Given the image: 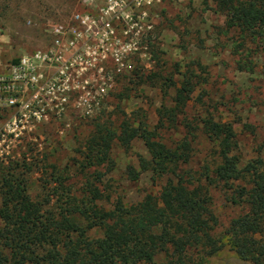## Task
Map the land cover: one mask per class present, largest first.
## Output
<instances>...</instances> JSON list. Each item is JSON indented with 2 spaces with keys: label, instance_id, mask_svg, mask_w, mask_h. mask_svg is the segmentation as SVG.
I'll use <instances>...</instances> for the list:
<instances>
[{
  "label": "trees",
  "instance_id": "obj_1",
  "mask_svg": "<svg viewBox=\"0 0 264 264\" xmlns=\"http://www.w3.org/2000/svg\"><path fill=\"white\" fill-rule=\"evenodd\" d=\"M209 2L229 18L238 68L252 71L250 43L264 37V0H202ZM146 41L160 60L157 44ZM181 75L177 85L173 73L164 76L160 69L146 70L140 62L128 76L111 69L108 78L125 84L121 97L149 84L156 85L163 97L173 88L172 104L158 109L152 129L139 114L123 113L119 122L110 116L94 118L78 149L76 169L83 181L77 192L65 185L68 176L50 165V173L45 166L40 171L52 178L40 182L42 192L33 198L29 176L38 171V162H27L23 156L0 163V264H207L223 246L214 234L217 217L211 186L239 207L221 234L227 236L224 243L242 261L264 264V161L242 160L231 122L217 120L209 111L188 116V103L206 79L191 66ZM201 99L200 94L196 100ZM168 127L177 128L180 137L165 140L160 130ZM243 128L254 132L250 124ZM199 134L214 147L212 160L196 169L193 142ZM135 139L143 141L149 157L138 156L140 169L127 167L129 178L136 180L141 172L151 171L155 179L166 177L165 182L158 195L147 193L136 203L118 198L106 206L110 195L102 181L114 169L113 145L128 150Z\"/></svg>",
  "mask_w": 264,
  "mask_h": 264
},
{
  "label": "rangeland",
  "instance_id": "obj_2",
  "mask_svg": "<svg viewBox=\"0 0 264 264\" xmlns=\"http://www.w3.org/2000/svg\"><path fill=\"white\" fill-rule=\"evenodd\" d=\"M76 14L92 21L90 28L77 22L71 24L70 29L86 33L85 39L75 40L70 30L64 38L62 63L69 66V72L52 82L67 88L40 91L36 97L25 93L16 98L15 104L8 103L7 95L0 92V163L23 156L27 162H38V171L29 176L33 198L42 192L40 182L52 178L41 174L43 166L50 173L53 169L49 166L55 165L56 171L68 176L65 185L71 191L79 190L83 179L76 169L78 149L94 118L110 116L119 122L123 113L131 117L139 114L152 129L158 122V109L163 104L171 106L173 88L163 97L156 85L142 84L128 97H121L125 84L118 83L115 77L106 84L104 92L93 89L92 83V95L78 87L93 81L102 69L109 72L116 68V72L118 69L121 75L128 76L138 62L146 70L160 69L164 76L173 73L177 85L188 67L195 69L206 80L197 85L188 103V116L196 118L209 111L215 119L231 122L242 160L260 157L264 161V37L250 43L248 59L253 70H240L232 48L233 34L228 31L229 18L211 2L205 5L202 0H0V77L8 75L14 59L51 45L54 35L49 24L58 20L71 23ZM147 39L157 44L160 60L146 46ZM120 51H127L123 65L115 61ZM129 64L130 68L126 66ZM200 94L202 99L197 101ZM244 124L252 125L254 132L244 129ZM160 132L165 140L180 137L177 128L168 127ZM198 136L193 142L192 165L196 169L212 160L214 147L207 137ZM111 155L114 169L102 181L110 195L104 202L106 206L118 198L136 203L147 193L159 194L166 177L155 179L151 171H143L132 180L127 173L129 165L140 169L139 155L149 157L141 139L133 140L128 150L115 143ZM210 194L217 217L214 234L223 246L209 257L207 264H251L239 259L224 243L227 236L221 235L239 207L227 202L223 192L214 186Z\"/></svg>",
  "mask_w": 264,
  "mask_h": 264
},
{
  "label": "built area",
  "instance_id": "obj_3",
  "mask_svg": "<svg viewBox=\"0 0 264 264\" xmlns=\"http://www.w3.org/2000/svg\"><path fill=\"white\" fill-rule=\"evenodd\" d=\"M92 21L88 16L81 14L74 15L71 23L66 24L64 20H58L55 23L49 24L51 33L54 35L53 42L46 49H37L29 54H24L17 59V62L12 63L7 76L0 77V92L7 95V101L10 104H15L16 98L23 96L25 93H33L36 97L38 92L49 90L52 88L66 89V85H56L52 80H61L69 72V66L62 63L64 58V38L67 32L74 33V39L83 40L87 35L83 31L76 32L70 29L73 22L81 25L89 26ZM85 28V27H84ZM90 28V26H89ZM70 30V31H69ZM84 37V38H83ZM72 40L69 43H73ZM127 55V51L119 52L115 58L116 63L122 64V58ZM61 63V64H60ZM113 63V60H112ZM130 68V64L126 65ZM102 69L101 72L95 74L93 81L80 84L78 87L81 91L90 92L93 89L96 91H105L106 84L113 80L108 78L111 73ZM53 71V72H52ZM99 71V70H98ZM118 73L121 70L117 69ZM89 83L94 84V88L89 87ZM90 95L92 93L90 92ZM62 100L66 101V95L62 96ZM63 104V102H61Z\"/></svg>",
  "mask_w": 264,
  "mask_h": 264
}]
</instances>
